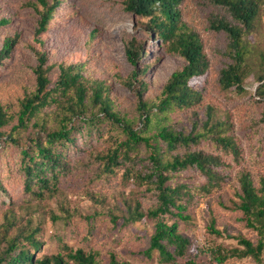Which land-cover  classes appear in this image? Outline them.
<instances>
[{
    "label": "rangeland",
    "instance_id": "obj_1",
    "mask_svg": "<svg viewBox=\"0 0 264 264\" xmlns=\"http://www.w3.org/2000/svg\"><path fill=\"white\" fill-rule=\"evenodd\" d=\"M47 1L53 3V0ZM36 2L0 0V20H10L7 25L0 26V49L5 38L18 41L12 56L0 64V101L8 102L12 116L0 139V179L4 178L7 187V191L0 196V251L5 246V237L15 236L18 227L29 224V230H35L42 243L41 252H35L38 257L58 254L66 245L87 252H99L103 264L109 263L110 254L131 264H158L157 252L152 257L140 253L149 246L155 220L145 217L128 221L130 210L138 205L140 211L147 214L158 204L154 179L147 181L140 176L149 174L151 170L148 161L151 149L147 145L140 144L130 152V157L122 151L121 165L115 168V173L106 171L105 158L125 143L127 136L120 124L106 117L99 110L100 106H94L89 101L88 111L73 118L75 127L71 136L74 141L64 147L58 146L65 169L59 174L57 191L39 199L27 194L22 175L18 172L20 150L23 145L31 143L36 128L30 126L15 134L21 147L11 143L8 135L11 128L18 124L19 96H23L24 90H34L36 78L33 69L37 64V52H46L49 64L83 65L86 79L107 83L114 110L139 132L143 131L138 109L139 89L138 85L131 87L128 84L132 67L125 54V40L135 38L144 45L142 62L148 69L143 78L147 80L148 87L143 96L149 104L159 103L166 82L186 62L162 43L151 31L146 19L127 12L122 0H60V6L50 20V29L39 37L36 30L44 8ZM259 5L255 29L247 37L251 52L247 59L249 69L244 95L234 89L220 90L217 85V71L229 61L224 52L228 43L223 33L211 28L209 15L220 13L221 9L208 0H184L181 5L183 23L200 35L211 62L210 80L194 78L192 85L197 89L205 87V101L223 108L216 111L217 118L226 117V105L235 112L243 146L240 147L241 152L257 160L264 157V141L260 147L255 145L257 140L264 139V132L252 131L260 123L264 111V101L255 95L258 77L264 74V0H259ZM72 25L76 28L69 33L67 29L70 27L71 30ZM73 38H79L75 46L71 45ZM10 84L14 89L8 92ZM47 112L50 128H58L56 118L63 116L60 107L56 105ZM198 112L200 116L205 114L201 108ZM190 117L188 111H178L172 116L171 123L174 127L188 126ZM154 133L155 130H151L144 135L152 136ZM203 146L210 148L208 142H204ZM236 180L233 177L218 187L206 190V177L189 168L178 173L172 181L192 186L195 198L185 213L189 219L184 221L169 216L166 219L170 223L177 222L179 232L189 237L188 257L199 264H218L207 253L209 248H241L236 239L238 236L250 238L255 243L260 238L236 207L240 201ZM213 220L216 221L215 228L222 232L221 236L211 232ZM223 264L257 262L252 257L237 259L235 256Z\"/></svg>",
    "mask_w": 264,
    "mask_h": 264
},
{
    "label": "trees",
    "instance_id": "obj_2",
    "mask_svg": "<svg viewBox=\"0 0 264 264\" xmlns=\"http://www.w3.org/2000/svg\"><path fill=\"white\" fill-rule=\"evenodd\" d=\"M208 1L221 9L220 13L209 15V24L214 30L223 33L228 43L224 52L229 61L217 71L218 88L223 91L234 89L238 94L244 95V83L249 69L247 59L251 52L247 37L255 29L260 13L259 0ZM122 2L127 12L146 19L151 31L157 34L172 53L181 56L186 64L172 73L162 89L159 103L149 104L143 96L148 87L147 80L143 78L148 69L142 62L144 45L135 38L125 40V54L132 67L128 84L131 87L138 85L139 89L138 109L141 112L143 127V131L139 132L114 110L107 83L86 79L83 65L49 64L46 52H37V64L33 69L36 78L34 90H24L23 96H19L18 124L11 128L8 135L11 143L21 147L20 139L15 134L18 135L30 126L36 128L31 143L23 145L20 150L18 172L22 175L27 194L44 199L49 193L57 191L59 174L65 169L62 153L58 148L74 141L71 136L75 127L73 118L81 113L84 115V112L88 111L87 104L90 101L94 106H100L99 110L106 117L120 124L127 136V141L105 158L106 171L115 173V168L121 165L122 151L125 156L130 157V152L142 143L151 149L148 157L151 170L149 174L140 176L147 181L154 179L158 204L147 214L141 212L138 205L130 210L128 218L129 222L145 217L155 220L154 234L150 238L148 248L141 251V254L152 257V254L157 252L158 264H199L194 258L188 257L191 246L189 237L179 232L177 222L170 223L166 219L168 216L184 221L189 219L185 213L195 198L192 186L172 181L178 173L191 168L206 177V190L236 178L240 199L236 207L244 214L249 227L255 229L260 236L256 243L250 238L238 236L236 239L241 248L227 249L217 246L207 249V253L213 256L218 264H223L235 256L237 259L252 257L257 264H264V162H261L264 157L257 160L252 156L248 157L245 152L242 153V140L236 126L235 112L226 105V117L217 118L216 111L223 108L205 101V87L197 89L192 85L194 78L205 77L206 81L210 80L211 62L200 35L182 21L181 5L184 0ZM36 3L44 8L36 30L39 37L50 29V20L60 6V0H53L52 4L47 0H37ZM9 22V18H3L0 20V26ZM72 28L76 27L72 25L71 30L69 27V33ZM110 35L112 36V33ZM78 39L73 38L71 45H77ZM17 42L15 38H5L0 49V64L12 56ZM258 81L255 95L264 101V74L258 77ZM7 89L10 92L14 86L10 84ZM7 104L0 101V139L4 136V129L11 122L12 116ZM56 105L60 107L63 116L56 118L59 121L58 128L51 129L45 113L49 114L47 110H52ZM200 108L205 112L203 116L198 112ZM178 111L191 113L188 126L174 127L171 123L172 116ZM151 130H155L152 136L144 135ZM256 130L264 132V111L260 123H257L252 131ZM154 141L156 143H153ZM263 141L264 139L257 140L255 145L260 147ZM204 142H208L209 149L206 146L201 147ZM222 170L227 174H222ZM6 191L2 177L0 196ZM215 224L216 221L213 220L210 230L221 236L222 232L215 228ZM17 229L15 236L4 239L5 246L0 251V264H103L99 252H87L66 245L58 254H44L38 257L35 252H41L42 243L38 240L36 231H30L29 224ZM21 240L25 241V244ZM108 264L131 263L121 261L115 254H110Z\"/></svg>",
    "mask_w": 264,
    "mask_h": 264
}]
</instances>
